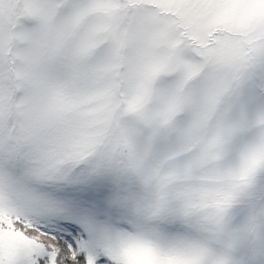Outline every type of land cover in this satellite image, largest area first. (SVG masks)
<instances>
[{
  "label": "snow or ice",
  "instance_id": "1",
  "mask_svg": "<svg viewBox=\"0 0 264 264\" xmlns=\"http://www.w3.org/2000/svg\"><path fill=\"white\" fill-rule=\"evenodd\" d=\"M0 264H264V0H0Z\"/></svg>",
  "mask_w": 264,
  "mask_h": 264
}]
</instances>
